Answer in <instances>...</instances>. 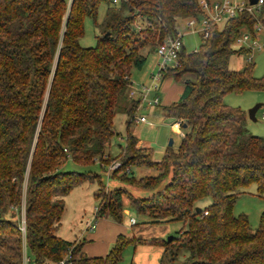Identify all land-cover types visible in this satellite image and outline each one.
<instances>
[{
	"label": "trees",
	"instance_id": "obj_1",
	"mask_svg": "<svg viewBox=\"0 0 264 264\" xmlns=\"http://www.w3.org/2000/svg\"><path fill=\"white\" fill-rule=\"evenodd\" d=\"M205 16L200 0H0V264H24L25 254L32 264H56L69 254L73 264H119L127 246L147 244L121 235L106 256L90 257L87 240L58 236L66 200L85 182L99 184L97 220L121 221L128 197L150 223H183L170 242H152L165 248L168 264L183 252V264H264V216L254 230L248 216L234 215L251 185L264 198V137L250 133L245 111L224 103L229 94L264 91L252 60L241 71L230 68L232 56L251 52L234 45L243 31L256 34L254 16L212 24L199 50L183 46L180 66L162 73L160 91L167 79L184 86L164 109L182 122L177 151L154 161L152 149L138 146L131 132L143 104L130 97L132 75L177 36L179 21ZM87 18L100 32L91 48L80 43ZM156 97L145 104L160 107L161 100L149 104ZM119 113L127 117L126 143L113 153ZM69 161L103 170L118 161L109 177L151 195L135 197L126 188L106 193L101 175L63 171ZM133 167L158 174L137 179ZM206 198L212 204L197 208Z\"/></svg>",
	"mask_w": 264,
	"mask_h": 264
},
{
	"label": "rangeland",
	"instance_id": "obj_2",
	"mask_svg": "<svg viewBox=\"0 0 264 264\" xmlns=\"http://www.w3.org/2000/svg\"><path fill=\"white\" fill-rule=\"evenodd\" d=\"M106 10L107 6L103 4L99 9V22L104 20ZM199 20L200 23L194 28H190L188 26L187 20H181L178 23V33L184 36L183 42L186 52L188 53L199 50L200 46L204 42L203 33L201 32L203 28V18H200ZM99 35L100 32L95 28L93 20L87 18L85 21V35L80 41L82 47H95L97 45V37ZM260 41H264V35L260 37ZM240 48L241 47L239 45H234L235 50H239ZM249 60H252V63L254 64V76L257 78L264 77V49L261 51L254 49L249 54L232 56L230 60V68L232 70L241 71L246 67ZM158 64L159 58L156 54H152L149 57L143 72L134 73L135 75L138 74L134 80H140L142 77H144L146 81L149 80V77L158 71ZM166 82L167 81L164 82L165 86H167ZM171 84L170 89H168L169 92L164 94V96H167V99H161L160 107L152 108L146 104L145 107L141 109V112L137 113V118L145 117L147 118L148 123L142 124L140 122H136L131 127V132L135 133L139 140L145 143L146 147L152 149L154 161H161L166 151L170 148L177 151L184 134L183 130L179 131L173 127L175 120L168 118L164 112L168 103L175 98L176 90L183 87L182 83H176L174 80ZM224 103L228 106L245 111L247 113V128L250 133L255 136L264 137V91L247 92L244 94H229L224 98ZM258 105H261V108L256 114V121H253L249 118L248 113L251 109ZM126 122L127 117L125 114H117L115 125L117 132L121 136L116 137L112 142L111 151H113V153L120 150V145L125 147ZM171 141H173V146H170ZM111 165L112 164H109V167ZM106 170H103L99 163L87 168L76 165L71 161H69L63 168V171H93L101 175L104 185L108 188H106V193H108L111 189L126 188L135 197L147 198L151 195V192L138 190L135 187L122 183L117 179L110 178L108 175L109 169L107 168ZM132 172L137 179L154 177L158 174L154 168L149 167H133ZM98 185V182H85L75 188L68 196L66 200L67 213L65 214L62 225L57 232L58 236L68 241L80 239L82 234L83 236H89L90 232L86 229V225L87 222L93 220L97 212L98 202L94 197V192L98 188ZM211 204L212 200L210 198H206L198 202L197 208L205 209ZM123 206L124 208L130 210L131 214H123L121 221H117L111 217H106L105 219L100 218L97 223L98 227L101 224L107 223L108 230L106 238L108 241L112 240L115 243L118 237L122 235L125 238H135L137 240L146 241L147 244L138 243L136 246H127L124 250L122 261L119 264H162L163 261L168 264L164 255L165 248L160 245H153L152 242H168L171 238L177 237L180 231L184 228V224L181 222L158 224L150 223L147 216L136 212L132 206L131 199L128 197L124 198ZM242 214L248 216L250 224L254 230L259 228L261 219L264 216V198H260L258 196L256 185H251L246 190V193L241 195L236 202L234 215L239 216ZM132 219H135L136 224H132ZM110 250L108 252H110ZM187 256L188 253L183 252L177 264H183L186 261Z\"/></svg>",
	"mask_w": 264,
	"mask_h": 264
},
{
	"label": "built area",
	"instance_id": "obj_3",
	"mask_svg": "<svg viewBox=\"0 0 264 264\" xmlns=\"http://www.w3.org/2000/svg\"><path fill=\"white\" fill-rule=\"evenodd\" d=\"M125 0H113L114 4H118ZM200 6L205 12L206 16L202 21L203 39L206 40L209 37V28L212 24H223L227 20L240 17L246 14L255 17L256 22L254 30L256 34H252L249 31H243L236 41V44L241 48L253 51L257 49L259 51L264 49V41H260V37L264 35V0H257L255 5H252L250 0H200ZM260 16H262L260 18ZM188 26L194 28L200 23V20L193 18L189 19ZM184 36L180 33L175 37L167 38L156 51V55L159 58L158 71L152 74V83L149 88H144L143 97L141 99L142 103L148 100L151 91H160L162 82V73L168 68H176L180 66L179 56L180 52L184 46ZM137 91L132 89L130 91V97L136 98ZM160 100L156 97L154 100L150 101L151 106L159 105ZM264 119V116H263ZM141 123H147V118H138ZM174 126L181 130L182 122L178 121ZM121 167V163H113L109 169L108 175ZM97 219L94 216L93 220L87 222L86 229L93 232L97 229ZM132 224H136L135 219L131 220ZM24 264H32L30 259L27 258L25 254ZM56 264H73L71 261V255L69 254L66 259L60 261Z\"/></svg>",
	"mask_w": 264,
	"mask_h": 264
},
{
	"label": "crops",
	"instance_id": "obj_4",
	"mask_svg": "<svg viewBox=\"0 0 264 264\" xmlns=\"http://www.w3.org/2000/svg\"><path fill=\"white\" fill-rule=\"evenodd\" d=\"M143 72V71H142ZM138 73V72H136ZM141 73V72H140ZM132 75V83H133V88L137 91V95H136V99H139L141 100L142 97H143V90L145 88V86H149L150 82L152 83L151 81V77H149V80L146 81V79L144 77H142V79L140 80H134V78H136V74ZM167 82V86L162 85V90L160 92H152L150 93L148 99L151 100V98H154L155 96H160V100L161 99H164L166 98L167 99V96L164 94H166L168 91V89H170L171 87V83L173 81V79H167L166 80ZM164 88V89H163ZM184 92V86L181 87V89H178L176 90V95H175V98L172 99V101H170L168 103V106L172 104V102L174 103L177 102L181 95L183 94ZM161 94H162V98H161ZM168 101V100H167ZM145 102L140 106V108L138 109V112H141V109H143L145 107ZM152 108H155V107H152ZM148 123V122H147ZM147 123H142V124H147ZM175 129L181 131L180 129L176 128L175 126H173ZM139 146H146L144 142H142L141 140L139 141ZM125 214H131L130 210H128L127 208H125ZM98 223V222H97ZM107 223H104V224H101L99 227H98V224H97V229L93 232H90L89 236L87 237L86 235L83 236V234L81 235V238L80 239H77L75 241H83V240H87L89 241L85 247H84V252L90 256V257H103V256H106L110 250V248L114 245V242L112 240H109L106 238V235H107Z\"/></svg>",
	"mask_w": 264,
	"mask_h": 264
},
{
	"label": "water",
	"instance_id": "obj_5",
	"mask_svg": "<svg viewBox=\"0 0 264 264\" xmlns=\"http://www.w3.org/2000/svg\"><path fill=\"white\" fill-rule=\"evenodd\" d=\"M250 2H251L252 5H255V4L257 3V0H250ZM260 108H261V105H258V106L254 107L253 109H251V110L249 111L248 115H249V118H250L251 120L256 121V114H257V112H258V110H259ZM186 127H187V126L185 125L184 128H186ZM170 146H173V141H171ZM172 239H173V238H171V240H172ZM171 240H169V242H170Z\"/></svg>",
	"mask_w": 264,
	"mask_h": 264
}]
</instances>
